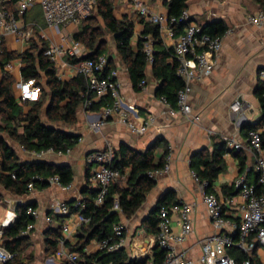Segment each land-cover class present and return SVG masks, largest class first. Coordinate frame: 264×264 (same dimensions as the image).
<instances>
[{
  "label": "crops",
  "instance_id": "0c3cea01",
  "mask_svg": "<svg viewBox=\"0 0 264 264\" xmlns=\"http://www.w3.org/2000/svg\"><path fill=\"white\" fill-rule=\"evenodd\" d=\"M2 1L10 12H14L18 0ZM141 1L152 12L167 14L163 0ZM113 6L115 17L127 16L133 21L134 35L131 43L135 48L137 37L143 30V24L139 20L142 18L144 21L153 22L136 13L134 0H113ZM259 9L260 6L255 0L187 1L190 19L195 23L203 25L222 20L227 25V32L221 37L222 46L211 72L195 79L191 84L188 102L192 115L197 116L196 120L180 114L163 97L156 95L158 82L153 78L151 64L146 65L145 80L141 90L135 91L126 67L117 54L114 38L113 44L107 42V48L108 46L112 48V52L104 54L113 59L112 70H115L116 79L120 83L122 108L127 110L128 117L137 125L144 123L149 116H153L154 121L148 125L144 133L139 134L131 131L119 121L117 116H114L98 131H94L89 127V123L98 116L100 109L84 110L80 107L77 122L64 128L79 136L76 144L68 154H49L43 158L48 162L66 164L71 168L73 177L71 188L64 190L49 185L42 189H34L23 197L16 198L6 194L0 206V222L12 210V207L17 213L16 206L20 203L18 201H35L41 215L35 220V227L30 236L32 240H41L43 244L49 227L44 220V213H48L47 207L52 199L83 202L86 198L93 197L96 184L91 178L94 165L86 158L89 153L103 150L107 145L117 149L121 143H126L140 151L154 145V162H158L165 149L168 151L165 157L168 169L155 170L152 176L155 184L146 194L141 206L131 217L121 216L120 222L124 226L126 238L121 248L125 250L129 259L154 262L152 255L156 236L145 230L143 222L161 200H164L162 206L167 205V207L171 201H183L192 205L190 213L192 231L175 247L179 251H184L195 264H201L198 260L200 241L205 236L216 233V230L207 217L199 183L192 175L191 162L197 159L199 151L203 149L213 151L214 143L223 144L225 151L223 169L218 173L211 188L224 203L223 209L226 215L232 219L240 217L242 205L239 194L232 188L235 179L244 174L247 182L251 184L257 180L255 159L252 150L248 147L247 132L259 123L262 116V106L256 87L264 78L260 75V71H264V23L256 26L248 22L246 18L247 15L254 14ZM116 10L119 11L118 15ZM17 22L22 29L31 32L28 39L17 41L14 35L6 34L0 47L14 53V57L0 67V80L4 73L12 75L16 97L17 83L22 79L20 68L23 63L19 55L29 49L32 43L39 46L46 44L48 47L57 44L67 45L73 40L72 35L78 28V24L69 23L60 25L59 31H54L46 25L38 4L18 18ZM178 33L174 31L171 37H165L164 41L162 40L165 47L172 48ZM65 60L66 57H62L60 65L55 68L60 78L69 80L73 76L71 66L66 64ZM8 63L11 64V68L7 67ZM234 100L241 102V112H233L230 109ZM128 105H133L134 109H129ZM27 108L25 106L24 109ZM241 115L244 117L243 121L238 123ZM231 142H236L240 146L235 148ZM16 152L23 161L34 160L27 150L22 149ZM121 182L124 185V177L121 178ZM7 199L14 200L16 204L8 203ZM170 222L171 230L178 231L177 212L170 213ZM76 233H73L68 241V247L78 240ZM85 248L88 251L85 253L87 255L98 252L96 240H91ZM255 256L258 264H264V245L257 247ZM47 262L60 264L62 260L56 256H48Z\"/></svg>",
  "mask_w": 264,
  "mask_h": 264
},
{
  "label": "trees",
  "instance_id": "16d2710c",
  "mask_svg": "<svg viewBox=\"0 0 264 264\" xmlns=\"http://www.w3.org/2000/svg\"><path fill=\"white\" fill-rule=\"evenodd\" d=\"M188 0H163L168 17L179 18L183 10L187 9ZM260 9H264V0H255ZM95 12L93 14L92 12ZM101 20V24L98 22ZM143 24V30L137 37L135 48L131 43L134 35V23L127 16L120 18L114 15L113 0H94L91 13L82 18L77 30L73 33L74 40L79 41L86 48V54L80 58L68 59L75 63L83 58H93L98 55H106L107 43L103 37V29L112 34L117 54L125 65L128 77L135 91L142 88L141 81L145 80L147 54L145 47L150 44L153 61L152 74L157 80L156 95L163 97L172 108H176L177 91L182 87L183 81L176 75V62L172 48L165 47L160 37L159 25L139 20ZM175 32H180L184 26L181 22L173 25ZM203 32L212 36L222 35L227 30V25L222 20L201 24ZM1 47V44H0ZM46 44L41 46L32 43L30 48L19 56L23 65L20 68L22 80L34 78L40 86V94L37 100L25 102L18 99L13 90L14 78L4 73L0 80V206L4 202V192L13 197H23L27 192V183L32 182L35 189H42L50 185L48 177L57 175L62 184L71 183L72 170L66 164H56L43 159L23 161L17 155L14 145L8 143L10 139L23 150L41 151L48 148L54 150L71 149L78 140V135L66 131L57 124L72 126L77 122V113L86 98L91 97L84 77L75 75L69 80L57 75L53 61L44 55ZM0 67H2L14 53L0 48ZM107 56V55H106ZM108 57V56H107ZM171 58V61H169ZM112 57H108V65L102 75H106L113 69ZM256 93L262 106V116L259 123H264V78L259 81ZM107 100L102 99L93 102L90 109H100ZM28 107L26 110L24 109ZM44 110V113L42 114ZM255 126V127H256ZM1 134L8 136L4 138ZM261 144L264 146V131L261 134ZM154 149L152 145L144 151L136 150L126 143H121L114 150L111 166L118 169L124 177V185L121 179L114 182L108 189L103 202L95 205L93 197L86 198L81 212L90 218L87 225L77 229L76 243L69 249L80 253L77 264H139L146 261L129 259L124 249L104 253L101 251L85 254L83 248L91 240H102L111 235L112 225L120 222L121 216L131 217L141 206L146 194L154 186L155 181L148 172L161 169L165 163L168 151L165 149L158 162H154ZM223 144H213V151L203 149L198 157L191 162L193 172L200 182L207 183L206 192H212V183L218 173L223 169ZM14 175V177H12ZM42 177V180L35 177ZM258 193L264 194V186L254 183ZM233 188V186H232ZM231 188V189H232ZM118 200L119 209H113L114 200ZM161 200L153 211L145 218L143 226L151 234L158 231V210L163 205ZM176 201H171L168 205ZM28 206L36 207V202L29 200L18 203L17 218L13 224L7 227L2 236L3 247L13 254L4 264H25L22 254L31 245L32 239L29 233L23 234L26 226L35 219L26 214ZM50 212H48L49 214ZM64 216L52 215V222L46 230L43 240V252L46 256H53L56 250V239L60 233ZM54 222V223H53ZM53 223V224H52ZM69 244V243H68ZM257 247L250 255H246L237 248H231L228 253L234 257L236 264H242L244 259H249L251 264H258L255 256ZM165 251L160 249L157 242L153 248V261L161 264ZM60 264H71L61 262Z\"/></svg>",
  "mask_w": 264,
  "mask_h": 264
},
{
  "label": "built area",
  "instance_id": "2783aa9c",
  "mask_svg": "<svg viewBox=\"0 0 264 264\" xmlns=\"http://www.w3.org/2000/svg\"><path fill=\"white\" fill-rule=\"evenodd\" d=\"M38 4L42 11L43 19L46 25L54 31H59L60 25L69 23L78 24L85 16L89 15L94 7V0H18L14 12H10L4 2L0 0V44L6 34L14 35L17 41L28 39L30 31L22 29L17 19L24 16L34 5ZM134 8L139 16L146 17L151 22L159 25L160 37L164 41L165 37L173 35L175 22L184 24L182 30L178 33L172 43V51L176 62V75L183 81L182 87L177 91L176 110L191 119H197L192 115L188 97L191 92V84L195 79L208 75L215 62L216 57L222 46V35L212 36L202 31L201 25L190 19L187 9L183 10L179 18L168 17L167 14L152 12L149 7L141 0H134ZM247 21L261 26L264 23V9H259L254 14L247 15ZM227 30L225 31V33ZM224 33V34H225ZM66 41L65 38H63ZM147 54V63L153 61L152 48L148 44L145 47ZM86 54V48L82 43L72 40L67 45H50L44 50V55L53 61L54 66L60 65V59L66 57V64L71 66L72 76L81 75L84 77L88 91L92 93L83 102L81 108L90 109L93 102L105 99L107 100L100 108L98 116L90 121L89 127L98 131L112 117L117 116L119 121L124 123L131 131L135 133H144L150 123L154 121L153 116H149L141 125L135 124L129 117L127 110L122 108L120 97V83L116 79L115 70H110L106 75H102L108 65L106 55H98L93 58H83L75 63L68 59L80 58ZM11 68V64H7ZM264 77V71H260ZM60 77V76H59ZM144 81L140 82L143 85ZM17 98L21 101L30 102L38 99L40 86L34 78L19 80L17 83ZM264 101V94L262 95ZM129 109H134L133 105H128ZM230 109L233 112H241V102L234 100ZM241 115L238 123L243 121ZM264 131V123L250 128L247 132L248 147L252 150L257 171L256 183L264 186V146L261 144V134ZM235 148L240 145L231 142ZM71 149L54 150L48 148L41 151H29L33 159H43L49 154H68ZM114 148L111 145L103 150L91 152L87 155V161L93 164L91 178L96 184V192L93 197L95 205H100L109 189V187L121 179L123 176L118 169L111 166V159L114 154ZM1 162V161H0ZM168 162H165L160 170L166 171ZM154 171L148 172L152 177ZM195 180L199 183L202 192V202L206 209L207 217L213 225L216 233L205 236L200 241L201 264H236L233 256L228 253L231 248H237L246 255H250L253 249L259 245H264V194L258 193L254 184L247 182L244 174L238 176L233 189L239 194L242 205L241 214L238 219L229 218L224 209V203L214 192H206L205 181L200 182L195 173H192ZM14 177V175H12ZM36 179L42 180V177L36 176ZM50 185L69 190L71 183L62 184L57 175L47 178ZM27 192H32L35 188L30 181L27 183ZM8 203H14L12 199H7ZM18 202H22L21 200ZM16 203H14L15 205ZM84 203L81 201L68 202L63 199H52L48 204V213H44V220L49 225L52 222V215H61L66 218L63 221L60 233L56 239V250L53 257H57L62 262L77 264L80 253L69 249L67 246L73 233L81 226L89 223L90 218L85 216L81 210ZM113 209L118 210V200L115 199ZM192 205L183 201H176L168 207H161L158 210V231L155 234L156 242L160 249L165 251L161 264H195L194 260L185 255L184 251L176 249L175 245L183 242L192 231L191 213ZM177 212L179 215V230H171L170 213ZM26 214L32 216L35 220L39 218L41 212L38 208L28 206ZM17 213L12 210L0 222V264L8 261L13 254L7 251L2 245V236L7 227L14 223ZM34 222L29 223L22 231L23 234L29 233L34 229ZM126 242L124 226L121 222L112 225L111 235L102 240L96 241L97 250L110 253L120 249ZM83 248L82 252H88ZM139 264H156L147 261ZM242 264H251L249 259H244Z\"/></svg>",
  "mask_w": 264,
  "mask_h": 264
},
{
  "label": "rangeland",
  "instance_id": "374dc122",
  "mask_svg": "<svg viewBox=\"0 0 264 264\" xmlns=\"http://www.w3.org/2000/svg\"><path fill=\"white\" fill-rule=\"evenodd\" d=\"M93 14H95V12H92ZM116 14H119V11L116 10ZM98 22L101 24L102 28H103V24L101 22L100 19H98ZM103 37L107 42H109L110 44H113V36L112 34H110L109 32H107L106 30L103 29ZM107 52L111 53L112 52V48H107ZM112 55V54H111ZM115 55V54H113ZM18 94V91H17ZM44 113V110L42 112V114ZM2 123V122H0ZM58 126H61L63 128H68L67 125L65 124H57ZM4 138L8 139V136L5 134H1ZM8 143H10L11 145L15 146L16 151H22L21 147L18 146L16 143H13L10 139H8ZM5 193V192H4ZM7 193L4 194V196ZM9 195V194H7ZM12 197V196H11ZM22 256L24 257V262L25 264H48L47 259L48 256H46L43 252V244L42 241H34L32 240L31 245L24 251V253L22 254Z\"/></svg>",
  "mask_w": 264,
  "mask_h": 264
}]
</instances>
